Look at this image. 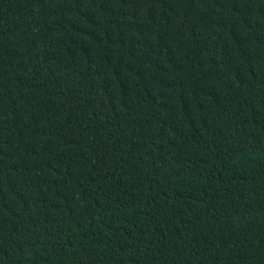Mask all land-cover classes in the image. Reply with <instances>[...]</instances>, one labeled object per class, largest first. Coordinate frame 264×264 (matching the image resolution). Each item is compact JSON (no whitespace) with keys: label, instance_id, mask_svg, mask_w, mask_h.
Here are the masks:
<instances>
[{"label":"trees","instance_id":"1","mask_svg":"<svg viewBox=\"0 0 264 264\" xmlns=\"http://www.w3.org/2000/svg\"><path fill=\"white\" fill-rule=\"evenodd\" d=\"M0 264H264V0H0Z\"/></svg>","mask_w":264,"mask_h":264}]
</instances>
